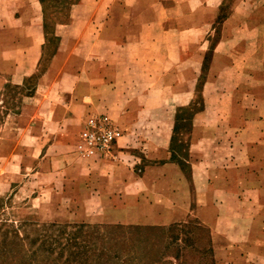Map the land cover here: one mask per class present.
Wrapping results in <instances>:
<instances>
[{"label": "rangeland", "instance_id": "rangeland-1", "mask_svg": "<svg viewBox=\"0 0 264 264\" xmlns=\"http://www.w3.org/2000/svg\"><path fill=\"white\" fill-rule=\"evenodd\" d=\"M40 1L0 0V264L220 263L214 239L226 246L225 235L231 234L220 226L222 208H210L207 216L217 232L197 211L167 225L148 216L138 222V215L116 223L110 210L98 220L89 215L95 205L86 207L88 194L103 182L88 165L97 156L87 155L84 133L91 117L106 114L123 137L128 127L122 111L104 106L106 89L99 84L126 75L143 84L146 73L159 79L152 97L177 105L183 159L191 160L193 129L200 134V151L223 143L244 116L236 103L237 121L227 126L224 99L228 107L238 101L233 86L242 68L264 69V57L239 55L225 62L215 54L235 0H221L217 13L204 7L210 0ZM32 3L38 5H27ZM253 16L249 9L238 13L233 47L246 44L241 35L263 31L247 22ZM176 33L184 35L183 46ZM122 87H116V97H129ZM39 89V102H28ZM127 90L135 98L145 92L136 84ZM166 122L172 116L163 120L165 127ZM226 127L231 131L224 137ZM260 234L250 232L246 250L257 251Z\"/></svg>", "mask_w": 264, "mask_h": 264}, {"label": "crops", "instance_id": "crops-1", "mask_svg": "<svg viewBox=\"0 0 264 264\" xmlns=\"http://www.w3.org/2000/svg\"><path fill=\"white\" fill-rule=\"evenodd\" d=\"M38 2L41 5V1ZM27 5L35 7L38 4ZM220 5L221 0H210L204 7L217 13ZM232 9L225 18L223 40L217 42L215 54L223 55L225 62L239 55L254 57L253 60L264 57V28L262 31L257 27L241 35L240 41L245 40L246 44L239 43L240 46L233 47L232 42L237 30V15L241 10L249 9L254 13L247 20L249 24L264 26V0H235ZM240 22L244 25L245 20ZM176 35L183 46L184 35ZM110 62L107 60L108 64ZM123 69V73L130 72ZM240 78L233 86L238 101L235 100L233 107H228L224 99L221 105V109L225 110L227 126L237 121V104L243 108L244 116L239 128L227 137V131L231 129L226 127L224 137L227 139L206 152L200 151V134L193 129L191 160L183 159L184 156L177 150L181 146L180 136L184 134L175 130L177 105L168 103L167 97L157 98L159 100L152 97L159 79L146 73L143 84L129 81L128 75L119 81L102 79L99 86L106 89L102 102L104 106L122 111L121 118L127 123L128 131L114 145L110 157L97 155L96 159L89 160L88 165L94 167L103 182L97 190L91 188L88 194L86 207L95 205L89 215H95L97 219L110 210L116 223H130L134 219L139 222L148 216V221L153 224L167 225L181 221L191 211H197L209 224V230L217 232L207 216L211 213L210 208H222L220 226L231 233L230 236L225 235V239L226 246L232 249L214 239L213 246L220 254L218 264H264L261 262L264 259V69L259 67L245 71L242 68ZM135 84L144 88L143 97L135 98L133 90H127ZM121 86L129 91V97H116ZM40 91L28 102L34 105L39 102ZM170 105L174 107L172 122H166L165 127L163 120L171 119L168 112ZM252 110L256 111L255 114L251 113ZM208 111L200 113L205 116ZM217 114L215 111V120L219 117ZM139 122L142 127L137 126ZM154 123L159 126H153ZM202 150L206 148L202 147ZM184 160L191 161V165ZM231 204L238 209L232 210ZM133 215L139 217L132 219ZM254 229L261 233L258 239L262 242L255 251L258 256L246 250L249 234Z\"/></svg>", "mask_w": 264, "mask_h": 264}, {"label": "built area", "instance_id": "built-area-1", "mask_svg": "<svg viewBox=\"0 0 264 264\" xmlns=\"http://www.w3.org/2000/svg\"><path fill=\"white\" fill-rule=\"evenodd\" d=\"M122 135V129L108 115L91 117L84 133L85 151L89 156L108 155Z\"/></svg>", "mask_w": 264, "mask_h": 264}]
</instances>
